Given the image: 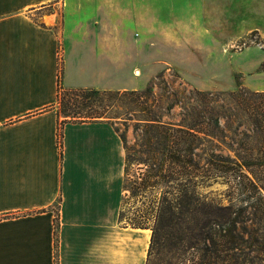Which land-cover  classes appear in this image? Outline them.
<instances>
[{"label": "crops", "instance_id": "obj_1", "mask_svg": "<svg viewBox=\"0 0 264 264\" xmlns=\"http://www.w3.org/2000/svg\"><path fill=\"white\" fill-rule=\"evenodd\" d=\"M194 26L264 36V0H0V264H147L151 230L120 217L115 126L55 105L61 89H143L159 37Z\"/></svg>", "mask_w": 264, "mask_h": 264}, {"label": "rangeland", "instance_id": "obj_2", "mask_svg": "<svg viewBox=\"0 0 264 264\" xmlns=\"http://www.w3.org/2000/svg\"><path fill=\"white\" fill-rule=\"evenodd\" d=\"M173 29L174 42L159 37L156 76L136 95L113 101L112 117L101 118L111 121L124 138L126 153L131 150L137 157L145 156L139 144L146 119L161 124L163 131L191 126V135L186 137L192 140L198 168H184L182 177L169 183L171 187L160 183L140 189L135 182L145 167L133 161L124 178L121 221L151 225L152 221L144 222L140 216L151 211L158 198L184 196L193 202L194 210L176 207L167 214L216 217L241 211L239 230L245 237L264 240V92L246 84L264 70V36L236 27ZM210 33L222 40H200ZM177 36L185 41L177 42ZM147 86L149 91H145ZM74 102L72 90L59 91L55 106L61 119H75L70 117L78 115L72 111ZM172 170L177 173L181 168ZM191 172L197 176L187 182ZM190 233L185 227H168L151 249L147 264H182V257L191 250L184 243L174 246L173 236L186 238Z\"/></svg>", "mask_w": 264, "mask_h": 264}, {"label": "trees", "instance_id": "obj_3", "mask_svg": "<svg viewBox=\"0 0 264 264\" xmlns=\"http://www.w3.org/2000/svg\"><path fill=\"white\" fill-rule=\"evenodd\" d=\"M149 90L150 86H147L145 91ZM72 92L75 96L72 111L78 115L70 117L82 120L112 117L110 111L116 106L113 101L137 94L136 90L72 89ZM101 99L105 102L100 103ZM99 109H101L100 112ZM103 114L110 116H103ZM146 120L147 123L144 124L145 129L142 131L139 144V152L145 156L137 157L131 150L127 151L124 174L128 175L129 164L136 161L145 167V171L139 174L140 180L135 182L136 188L145 189L160 183L171 187L169 183L177 177L181 178L184 168L189 166L191 169L198 168L191 150L192 140L190 141L186 137L191 135L192 127L185 125V129L163 131L159 129L161 124L151 123L153 121L151 119ZM165 166L166 169H163ZM174 166L181 170L177 173L174 172L172 170ZM191 173L188 175L187 182H191L197 176V172ZM123 187L125 188V184ZM156 203L151 211L140 216L144 222L152 221L151 225L139 222L129 223L132 226L151 230L148 255L153 246L159 243L164 231L173 226L191 229V233L186 238L173 236L176 239L173 243L174 246L184 243L185 249L191 250L182 257V264H264V240L257 236L245 237L239 230L243 222V218L240 216L241 211L234 215L232 212H226L216 217L207 215L180 217L167 214V212L176 207L180 210H194L193 202L188 198L177 196L169 200L163 196L158 198ZM243 229L245 231V228Z\"/></svg>", "mask_w": 264, "mask_h": 264}]
</instances>
